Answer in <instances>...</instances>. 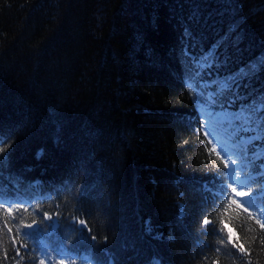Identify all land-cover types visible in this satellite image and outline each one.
<instances>
[{"label":"trees","instance_id":"1","mask_svg":"<svg viewBox=\"0 0 264 264\" xmlns=\"http://www.w3.org/2000/svg\"><path fill=\"white\" fill-rule=\"evenodd\" d=\"M4 140L0 264H264V0H0Z\"/></svg>","mask_w":264,"mask_h":264},{"label":"snow or ice","instance_id":"2","mask_svg":"<svg viewBox=\"0 0 264 264\" xmlns=\"http://www.w3.org/2000/svg\"><path fill=\"white\" fill-rule=\"evenodd\" d=\"M185 31H186V33H187V30H185ZM217 47H218V46H217ZM185 51H186V50H185ZM213 55L216 56L215 53H214ZM218 59H219V58L217 57V60H218ZM193 63H195V61H193ZM201 78H202V77H201ZM0 142L7 144V141H6V140H4V141H0ZM9 147H10V145H9ZM3 152H4V148H3V147H0V153H3ZM42 155H43V152L41 151L40 153L37 154V158H40V156H42ZM10 156H11V153H8V154H7V157H8L9 159H10ZM221 159H223V157H221ZM229 163H230V162H229L228 160H224V165H225V167H228ZM232 163H234V161H233ZM233 179H234V180H238V174H237V176H235ZM249 179H251V177H249ZM239 183H240V184H244V181H243V180H240ZM230 188H231V194H232V196L230 197V206H234V207H236V208H238V209H242L243 212H245V213H249V209L246 208V207H244L243 204L239 203L237 198H239V197H248V196L250 195V192H249V191H246L244 188H241V189L238 190L237 187H236V184H235V183H233L232 185H230ZM205 189L207 190V185H205ZM220 192H223V193L225 194V196L228 195L227 192L225 191V189H223V188L220 189ZM86 195H87V192H86L85 190H82V191L79 193V195L76 197L77 202H78V204L80 205V207H79V209H78V210H80V211L83 210L82 201H83V198H84ZM216 198L218 199L219 196L217 195ZM5 206H6L5 203L0 202V208H4ZM16 206H19V207L22 208V207H23V204H22V202L17 201L15 205L7 207V211H8V213H9L10 215H12V214L14 213V211H15V209H16ZM25 210H27V209H25ZM258 212H259V214H260L261 216H264V207L259 208V209H258ZM42 215H43V219H44V220H48V221L52 220V216L49 215L48 212H44ZM56 215L59 216V215H60L59 212H57ZM249 215H250V213H249ZM256 222H257L258 224H260V227H261V228H264V223H262L260 220H257ZM74 223H78L79 225L83 226V227L81 228V231H83L84 229L87 228V225L85 224V221H84V220L74 221ZM203 223H204L205 225H209V224H211V221H209L207 218H205L204 221H203ZM35 224H36V221H33L32 223L25 224L24 227L27 228V229H32L33 226H34ZM87 230H88V231H91L90 229H87ZM7 231H8V233L11 235V233L13 232L12 227H11V226H7ZM221 231H223V229H221ZM26 235H30V233H26ZM12 239H13V242H15V237H12ZM90 239H91L92 241H96V236L93 235V236L90 237ZM104 239H105V247H104V248H101V249H100V252H101L104 256L109 257L110 259L108 260V264H112V259H111V257H112V253L107 249V237H105ZM228 239H229V240L232 239V237H231V233H229ZM54 251H55L56 255L60 257V258L56 261V264H75V259H74V257H72V256H68L67 258H65V257H66V253H65V249H64V247H58V248L55 249ZM239 251H240L241 253H244L245 249H243L242 247H240V248H239ZM15 255H16L17 257L20 256V250H19V247L16 249V253H15ZM43 255H44L45 257H51V255H52V250L45 249V250L43 251ZM39 264H48V262H47L45 259H41V260H39ZM95 264H105V262H104L102 259H96V260H95Z\"/></svg>","mask_w":264,"mask_h":264},{"label":"rangeland","instance_id":"3","mask_svg":"<svg viewBox=\"0 0 264 264\" xmlns=\"http://www.w3.org/2000/svg\"><path fill=\"white\" fill-rule=\"evenodd\" d=\"M237 187H241L239 183H238Z\"/></svg>","mask_w":264,"mask_h":264}]
</instances>
